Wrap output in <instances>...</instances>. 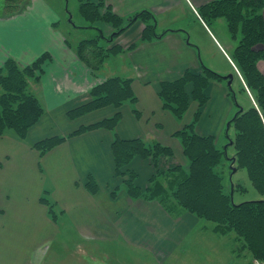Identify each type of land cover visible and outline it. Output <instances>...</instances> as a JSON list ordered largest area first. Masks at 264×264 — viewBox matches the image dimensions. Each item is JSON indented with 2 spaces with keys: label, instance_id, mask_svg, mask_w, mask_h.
<instances>
[{
  "label": "crops",
  "instance_id": "crops-1",
  "mask_svg": "<svg viewBox=\"0 0 264 264\" xmlns=\"http://www.w3.org/2000/svg\"><path fill=\"white\" fill-rule=\"evenodd\" d=\"M210 1L214 0H105L125 22L138 12L151 11L157 18L158 35H164L144 42V24L134 23L110 45L121 47L122 52L109 59L97 77L78 60L76 46L60 33L57 16L46 4L43 9L33 5L30 13H42L43 21H25L27 11L0 16V66L8 59L27 66L45 53L52 57L39 91L46 108L43 117L25 140L13 132L0 136V264H55L68 256L71 264H254L235 234L218 235L212 222L171 203L168 210L159 201L134 199L125 182L134 173L136 185L146 190L158 171L176 166L188 170L190 164L176 133L197 112V134L214 137L224 147L222 136L228 135L229 121L238 110L236 103L245 110L231 86L236 77L251 100L250 107L256 105L232 62L234 47L224 45L199 14ZM218 21L225 29L222 19ZM96 27L107 36L115 30L111 24ZM30 28L39 35L33 37ZM217 55L224 63L217 62ZM207 59L217 65L208 66ZM204 66L224 77L233 76L231 85L212 82L206 90L208 102L200 107L192 100L184 118L176 119L160 98L162 83L178 80L187 71L200 74ZM258 68L264 74V61ZM113 76L132 79L136 104L70 116L91 100L90 91L101 78L105 81ZM187 91L192 94L193 86ZM117 113L121 120L115 130L97 128L69 137ZM116 136L159 142L172 149V156H162L157 164L136 157L124 168L127 177H118L112 149ZM52 137L69 138L41 156L34 145ZM91 179L97 184L96 193L87 187Z\"/></svg>",
  "mask_w": 264,
  "mask_h": 264
},
{
  "label": "trees",
  "instance_id": "trees-1",
  "mask_svg": "<svg viewBox=\"0 0 264 264\" xmlns=\"http://www.w3.org/2000/svg\"><path fill=\"white\" fill-rule=\"evenodd\" d=\"M30 1L4 0V16L12 17L23 13ZM79 2L81 15L91 23L90 28L99 30L100 34L94 39L82 40L75 53L96 77L107 60L122 52L121 47L110 45L134 23L141 21L144 24V42L160 39L164 35H158L157 18L151 11L138 12L125 22L122 17L113 13L105 0ZM199 14L206 23L224 20L231 37L239 38L231 58L241 72L256 105L241 110L236 103L237 113L227 127L228 135L230 136V131L234 135L230 136L231 142L226 148L219 147L214 137L197 134L196 124L200 116V112H197L193 121L176 133L189 161V169L176 166L158 171L146 190L136 185L137 176L132 173L125 181L127 191L134 199L159 201L168 210L171 203L200 219L212 222L218 235L235 234L238 244L250 252L255 260L264 261V74L258 68V63L264 61V49H256L258 45L264 46V0H214L202 7ZM98 22L111 24L115 28L114 32L109 36L105 35L101 28L94 26ZM51 60V56L45 53L27 66L8 59L0 67V136L13 132L18 139L25 140L29 130L41 120L46 108L34 92L33 85H40L45 66ZM212 82L229 80L204 66L200 74L187 71L178 80L162 83L160 98L164 108L176 119L182 120L192 100L200 107L208 102L206 90ZM189 85L193 86L192 94L187 91ZM242 91L246 92L244 88ZM230 95L234 97L232 89ZM90 97L88 103L70 112L72 118L107 106L120 109L126 103L137 102L132 91V79L120 76L109 77L93 87ZM134 111L138 113L137 110ZM120 120L121 114L117 113L112 118L82 127L69 137L97 128L113 131ZM69 137L48 138L37 142L34 148L43 156ZM112 149L116 175L123 178L127 177L124 168L136 157L152 159L157 164L162 156H172V149L159 142L123 140L117 136ZM230 150L235 152L232 163L235 162L237 170L247 171L253 187L263 199L239 204L234 202V193L241 191L243 187L240 184H225L223 169L230 161ZM87 187L96 193L97 184L93 179L89 180ZM42 201L48 204L46 199ZM50 211L53 212V206H50Z\"/></svg>",
  "mask_w": 264,
  "mask_h": 264
},
{
  "label": "rangeland",
  "instance_id": "rangeland-1",
  "mask_svg": "<svg viewBox=\"0 0 264 264\" xmlns=\"http://www.w3.org/2000/svg\"><path fill=\"white\" fill-rule=\"evenodd\" d=\"M36 4H38V6H40L41 9L46 8L45 7V4H46L50 9L54 10L55 15L57 16V19L59 21L58 29H59L60 33L63 36H65L73 45L76 46L75 47V51H76L77 46H78V44L80 43L81 40L94 39L100 34L99 30L90 28L91 23L88 22L81 15L79 0H42V1H40V0H31L28 3V5H27V7L25 9V12L27 11L26 15L29 14V17H25V19H24L25 21L26 20H29V21L30 20L43 21L41 19L42 13L35 14V15L34 14H30L32 12V10H31L32 6L36 5ZM28 7H30V11L28 10ZM1 15L4 16V0H0V16ZM46 17H47V19H49L48 16H46ZM218 22H219L218 20H213L211 22H207V24L212 27V29L215 31V33L218 35V38L220 39V41L224 45H226V46L232 45L234 47L233 49H235L236 46L239 43V38L238 39H233L231 37V35H230L229 31H228L227 24H226V22L224 20L221 21L225 25V29H223V30H222V28L219 27V25H218L219 23ZM35 24H36V22H34V26H35ZM40 24H41V26L43 28L44 27L43 26L44 23L41 22ZM100 24H107V23L98 22L94 26L100 27ZM46 28H48V27H46ZM48 29L51 30L50 27ZM29 33H33V37H36V36L39 35V32H37L35 30V28L34 29L30 28ZM29 33H28L27 36L31 37V35ZM55 33L59 36V34L57 32H55ZM197 34L199 35V37L203 41H206L205 43H207V45H209V47L211 46L212 50L214 51L215 48L208 42L206 36L200 31H198ZM15 40H16V38H14L13 42H15ZM71 45L68 44V47L69 46L71 47ZM261 48L263 49L264 46L260 45V49ZM230 55H232V52H230ZM76 56H77V54H76ZM216 57H217L216 59H217L218 63H219V60H220V63H224L223 59H221L220 56L217 55ZM77 58H78V56H77ZM78 60L81 63H83V65H85L90 71H92L91 68L86 63L81 61L79 58H78ZM107 62H108V60L105 62L103 69L105 68ZM217 62H212L211 60H208V59L205 60V63L208 66H210V64L217 65V64H215ZM105 70L107 72V70H109V69L107 68ZM220 75L221 76H225V75H222V74H220ZM103 81L104 80L101 78L98 82L101 83ZM41 83H42V81H41ZM41 83H40V85H36V84L33 85V90L38 95V97H39V91H41ZM231 86H232V88L235 91L236 99L238 100L240 105L242 107H244L245 109L249 108L251 106V100L248 97L247 93L242 91L243 88H242V85H241L238 77H236V79L234 81V84L232 83ZM235 111H234V114H232L231 118H233V116L235 115ZM230 134L233 136L234 135L233 131H230ZM229 140H230V138H229L228 135L224 134V136H222V143L223 142H224V144L226 143L224 148H226L227 145L231 142ZM229 153H230V155H229L230 161H228L229 163L225 164L226 166L223 169L224 172H225V174H224L225 175V184L227 186L230 185V184H234V186L237 185V184H240L243 187V189L241 191H236L234 193V202L239 204V203H243V202L258 201V200L263 199V197L253 187L252 182L249 179L247 171L245 169L237 170L235 162L232 163L231 160L234 158L235 152L232 150L231 152L229 151ZM233 171H236V174L233 175V173H234ZM73 257H74V255H73ZM70 259H71L70 256H68L67 260L66 259L65 260H61V262H56L55 264H71L70 263ZM228 260L229 259L227 258L225 260V262L228 261ZM197 262L199 263L198 260H197ZM72 264H74V263H72Z\"/></svg>",
  "mask_w": 264,
  "mask_h": 264
},
{
  "label": "water",
  "instance_id": "water-1",
  "mask_svg": "<svg viewBox=\"0 0 264 264\" xmlns=\"http://www.w3.org/2000/svg\"><path fill=\"white\" fill-rule=\"evenodd\" d=\"M225 78L229 80V85H231L232 80H233V76H228V77H225ZM241 110H242V108H241ZM233 172L235 173L236 171H233Z\"/></svg>",
  "mask_w": 264,
  "mask_h": 264
},
{
  "label": "built area",
  "instance_id": "built-area-1",
  "mask_svg": "<svg viewBox=\"0 0 264 264\" xmlns=\"http://www.w3.org/2000/svg\"><path fill=\"white\" fill-rule=\"evenodd\" d=\"M254 264H264V261L254 260Z\"/></svg>",
  "mask_w": 264,
  "mask_h": 264
}]
</instances>
